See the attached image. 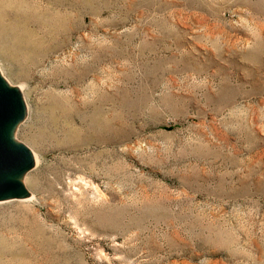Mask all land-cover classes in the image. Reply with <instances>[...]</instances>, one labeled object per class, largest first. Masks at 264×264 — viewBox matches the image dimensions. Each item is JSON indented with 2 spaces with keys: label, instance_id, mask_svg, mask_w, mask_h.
Wrapping results in <instances>:
<instances>
[{
  "label": "rangeland",
  "instance_id": "1",
  "mask_svg": "<svg viewBox=\"0 0 264 264\" xmlns=\"http://www.w3.org/2000/svg\"><path fill=\"white\" fill-rule=\"evenodd\" d=\"M0 74V264H264V0H0Z\"/></svg>",
  "mask_w": 264,
  "mask_h": 264
},
{
  "label": "bare ground",
  "instance_id": "2",
  "mask_svg": "<svg viewBox=\"0 0 264 264\" xmlns=\"http://www.w3.org/2000/svg\"><path fill=\"white\" fill-rule=\"evenodd\" d=\"M0 110V148L17 156L10 166L0 168V200L16 197L29 198L33 195L26 184L18 179L10 180L6 175V173L13 171H23L25 173L39 163L38 154L16 141L13 136L18 125L27 118L29 105L24 98L22 87L8 85L1 74ZM23 174L22 177H24Z\"/></svg>",
  "mask_w": 264,
  "mask_h": 264
},
{
  "label": "water",
  "instance_id": "3",
  "mask_svg": "<svg viewBox=\"0 0 264 264\" xmlns=\"http://www.w3.org/2000/svg\"><path fill=\"white\" fill-rule=\"evenodd\" d=\"M16 158V154L5 152L0 148V168L10 166Z\"/></svg>",
  "mask_w": 264,
  "mask_h": 264
}]
</instances>
